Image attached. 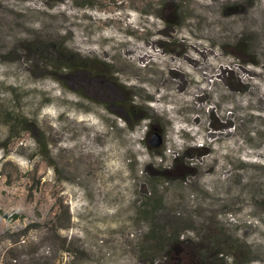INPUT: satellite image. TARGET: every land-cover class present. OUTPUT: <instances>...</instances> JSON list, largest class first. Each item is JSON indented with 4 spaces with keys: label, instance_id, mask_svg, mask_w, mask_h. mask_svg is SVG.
<instances>
[{
    "label": "rangeland",
    "instance_id": "374dc122",
    "mask_svg": "<svg viewBox=\"0 0 264 264\" xmlns=\"http://www.w3.org/2000/svg\"><path fill=\"white\" fill-rule=\"evenodd\" d=\"M263 72L264 0H0V264H264Z\"/></svg>",
    "mask_w": 264,
    "mask_h": 264
},
{
    "label": "trees",
    "instance_id": "16d2710c",
    "mask_svg": "<svg viewBox=\"0 0 264 264\" xmlns=\"http://www.w3.org/2000/svg\"><path fill=\"white\" fill-rule=\"evenodd\" d=\"M78 56V57H77ZM75 55L74 57H70L68 62H63L59 59H54V60H47L48 66L53 68V73L55 74H67L71 72H81V73H86L89 78L94 79L93 76H97L96 70L91 68L89 65V62L81 58L79 55ZM27 122H25L26 124ZM26 130H30L27 128ZM156 130V129H155ZM153 131V129H152ZM150 131V133H152ZM161 234V233H160ZM160 234H158V231L155 232L154 230L149 233L148 238L151 241H155L156 245L158 244V239ZM162 238H164V235L161 234L159 243H161ZM155 246V245H154ZM145 251L148 252L147 257H150V259L153 262V256L152 254H156L158 251L155 249L153 246L147 248ZM152 257V258H151ZM180 264H191L190 260L188 258H185V260H180Z\"/></svg>",
    "mask_w": 264,
    "mask_h": 264
},
{
    "label": "water",
    "instance_id": "95a60500",
    "mask_svg": "<svg viewBox=\"0 0 264 264\" xmlns=\"http://www.w3.org/2000/svg\"><path fill=\"white\" fill-rule=\"evenodd\" d=\"M162 144V140L158 134H156L155 138L151 140V147L159 148Z\"/></svg>",
    "mask_w": 264,
    "mask_h": 264
},
{
    "label": "bare ground",
    "instance_id": "6f19581e",
    "mask_svg": "<svg viewBox=\"0 0 264 264\" xmlns=\"http://www.w3.org/2000/svg\"><path fill=\"white\" fill-rule=\"evenodd\" d=\"M246 19H247V18H246ZM256 41H257V38H256ZM255 43H256V42H255ZM257 46H258V45H257ZM262 52H263V51H262ZM216 56H217V55H216ZM218 57H220V56L218 55ZM221 57H222V56H221ZM262 63H263V62H262ZM256 73H258V72H256ZM256 73H255V74H256ZM260 74H261V73H260ZM263 74H264V72H263ZM263 74H262V75H263ZM263 76H264V75H263ZM257 78H259V77H257ZM263 82H264V81H263Z\"/></svg>",
    "mask_w": 264,
    "mask_h": 264
}]
</instances>
